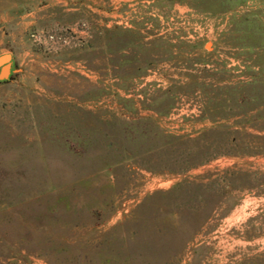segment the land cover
Instances as JSON below:
<instances>
[{"label":"rangeland","instance_id":"obj_1","mask_svg":"<svg viewBox=\"0 0 264 264\" xmlns=\"http://www.w3.org/2000/svg\"><path fill=\"white\" fill-rule=\"evenodd\" d=\"M4 54L0 264H264V0H0Z\"/></svg>","mask_w":264,"mask_h":264},{"label":"water","instance_id":"obj_2","mask_svg":"<svg viewBox=\"0 0 264 264\" xmlns=\"http://www.w3.org/2000/svg\"><path fill=\"white\" fill-rule=\"evenodd\" d=\"M10 60L11 58L8 54H4L0 56V80H5L6 78H8L11 72Z\"/></svg>","mask_w":264,"mask_h":264},{"label":"bare ground","instance_id":"obj_3","mask_svg":"<svg viewBox=\"0 0 264 264\" xmlns=\"http://www.w3.org/2000/svg\"><path fill=\"white\" fill-rule=\"evenodd\" d=\"M207 46H209V45H207ZM4 73H5V71H4ZM4 73H3V74H4ZM3 74H2V75H3Z\"/></svg>","mask_w":264,"mask_h":264},{"label":"trees","instance_id":"obj_4","mask_svg":"<svg viewBox=\"0 0 264 264\" xmlns=\"http://www.w3.org/2000/svg\"><path fill=\"white\" fill-rule=\"evenodd\" d=\"M0 82H5V81H0Z\"/></svg>","mask_w":264,"mask_h":264},{"label":"flooded vegetation","instance_id":"obj_5","mask_svg":"<svg viewBox=\"0 0 264 264\" xmlns=\"http://www.w3.org/2000/svg\"><path fill=\"white\" fill-rule=\"evenodd\" d=\"M11 72H12V69H11Z\"/></svg>","mask_w":264,"mask_h":264}]
</instances>
